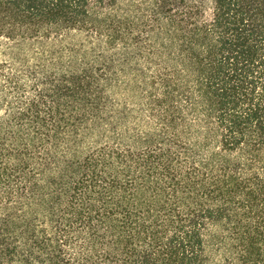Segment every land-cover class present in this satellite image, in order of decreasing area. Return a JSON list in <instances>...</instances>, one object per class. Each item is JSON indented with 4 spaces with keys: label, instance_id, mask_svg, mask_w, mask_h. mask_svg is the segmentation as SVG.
<instances>
[{
    "label": "trees",
    "instance_id": "1",
    "mask_svg": "<svg viewBox=\"0 0 264 264\" xmlns=\"http://www.w3.org/2000/svg\"><path fill=\"white\" fill-rule=\"evenodd\" d=\"M1 43L0 264H264V0H0ZM132 61L157 131L84 150Z\"/></svg>",
    "mask_w": 264,
    "mask_h": 264
},
{
    "label": "rangeland",
    "instance_id": "2",
    "mask_svg": "<svg viewBox=\"0 0 264 264\" xmlns=\"http://www.w3.org/2000/svg\"><path fill=\"white\" fill-rule=\"evenodd\" d=\"M124 5H127L131 10H135L142 4V0H120ZM72 42L84 44L86 51H92L96 49L95 44H85V40L82 36L76 34H70L64 37L62 44L66 45ZM10 45L0 44V64L8 60L10 56ZM26 50V49H22ZM26 52V51H25ZM24 52V53H25ZM25 60V59H23ZM63 60H67V56ZM29 65L33 64V58L26 60ZM143 68L137 61H132L131 64L121 67L114 65L113 67V83L107 91V105L109 111H116V113H122L123 117L118 122L113 121V125L110 127L102 128L96 135L89 136L83 143V149H91L94 147H102L104 145L114 146L120 139L124 145H128L127 142L131 137L136 135H143L146 133H155L158 129L157 121L152 118L148 112V106L146 104L145 88L142 86V82L139 78V69ZM150 73V72H149ZM150 74H148V77ZM20 99L25 100L34 97V91L32 88V81L28 79L20 78ZM5 90L7 103L3 104L0 101V105H6L10 103L11 94L8 93L7 87L3 82L0 83V89ZM4 108L0 107V114L3 115ZM196 124V123H193ZM190 133H184V143L186 145H194L199 141H204L206 134L203 127L195 125ZM114 139H116L114 141ZM112 143V144H111ZM209 145V144H208ZM209 147L201 149V155H209L213 148ZM214 233V232H213ZM214 247L210 250L209 258L211 264H222L223 255L217 253Z\"/></svg>",
    "mask_w": 264,
    "mask_h": 264
}]
</instances>
